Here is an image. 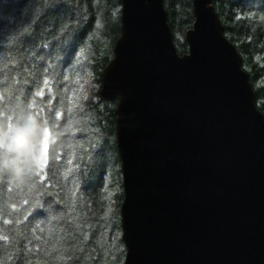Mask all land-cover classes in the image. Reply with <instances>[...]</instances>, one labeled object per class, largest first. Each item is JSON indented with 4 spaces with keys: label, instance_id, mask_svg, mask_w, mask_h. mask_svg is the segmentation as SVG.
<instances>
[{
    "label": "water",
    "instance_id": "95a60500",
    "mask_svg": "<svg viewBox=\"0 0 264 264\" xmlns=\"http://www.w3.org/2000/svg\"><path fill=\"white\" fill-rule=\"evenodd\" d=\"M191 1L179 55L164 0H120L100 94L117 99L123 264H264V116L214 0Z\"/></svg>",
    "mask_w": 264,
    "mask_h": 264
},
{
    "label": "snow or ice",
    "instance_id": "6c2138e0",
    "mask_svg": "<svg viewBox=\"0 0 264 264\" xmlns=\"http://www.w3.org/2000/svg\"><path fill=\"white\" fill-rule=\"evenodd\" d=\"M248 2L264 10V0ZM75 11L71 0H0V102L9 98L17 121L16 126L10 123L0 133V173L10 175L9 183L15 181L29 197L18 198L11 205L13 212L28 206L23 218L2 221L3 225L16 226L17 243L6 257H0V264H97L100 258L93 240L98 229L106 230V225L96 220L84 193L94 166L104 161L108 141L101 142L100 132L80 107L79 96L73 98L82 84L72 94L58 99H66L69 114L77 110L81 114L79 121L64 122V129L74 130L78 135L73 139L84 143H67L68 137L65 131H58L57 123L64 117L63 104L45 95L47 89L51 96L52 84H62L69 75L79 76L85 70L81 52L76 51L78 33L68 23L76 19ZM6 16L12 19L6 20ZM38 69H43L42 86ZM34 85L38 90L32 93ZM30 94L47 99L50 107L32 111ZM25 125L29 133L37 129L35 138L24 141L21 154L10 156L4 151L7 132ZM59 137L63 139L57 144ZM72 147L80 149L79 158L70 151ZM8 241L9 237L0 231V243Z\"/></svg>",
    "mask_w": 264,
    "mask_h": 264
},
{
    "label": "trees",
    "instance_id": "16d2710c",
    "mask_svg": "<svg viewBox=\"0 0 264 264\" xmlns=\"http://www.w3.org/2000/svg\"><path fill=\"white\" fill-rule=\"evenodd\" d=\"M213 6L223 26L224 36L241 58L242 69L248 74L255 95L256 107L264 116V19H261L264 17V10L261 9V5L250 4L248 0H214ZM3 7L7 8L8 5L4 4ZM71 7L76 9L73 13L76 19L68 23L72 24L78 33L79 43L76 51L81 52L80 59L85 70L79 76L69 75V80L62 84H52L51 96L48 95L47 89L45 95L47 99H52L58 105L63 104L64 117L57 123L58 131H65L68 137L67 143L70 146L84 143L73 139L78 135L74 130L64 129V122L71 119L79 121L81 114L78 110L69 114L66 111L68 106L66 99H58V96L66 97L81 84L83 85L73 98L75 100L76 96H79L80 107L84 109V114L90 117L92 126L100 132L101 142L105 139L108 141L105 145L104 161L99 166H94L91 180L84 193L85 199L92 205L96 220L106 225V230L98 229L93 240L100 255L97 264H123L126 249L121 237L120 207L124 193L115 136L117 99L107 100L100 94L102 71L112 59L113 47L120 35L121 2L120 0H71ZM164 9L174 45L178 54L182 55L187 52L184 34L192 27L194 20L192 1L164 0ZM12 11L15 12V9ZM5 19L11 20L12 17L6 16ZM37 72L40 74L39 85L42 86L43 69H38ZM61 80L63 81V77ZM73 80L78 83H73ZM37 90V86L34 85L32 93ZM85 96L87 99H84ZM47 99L30 94L29 101L33 102L32 111L50 107L47 105ZM9 117L13 118L9 120ZM10 123L13 126L17 125L11 111V101L5 97V100L0 102V133L6 131ZM60 139L63 137L57 139V144ZM70 151H74L79 158L81 153L78 147H72ZM11 180L10 175L0 173V231L9 237L8 243H0V257H6L12 250V245L17 243L14 235L16 226L3 225V219L23 218L28 207L24 206V209H18L16 212L11 210V205L16 203L18 198H29L25 194L26 190L22 192L15 181L9 183ZM9 187L13 189L12 192L7 191ZM80 194L78 192V195ZM5 264L11 262L6 261Z\"/></svg>",
    "mask_w": 264,
    "mask_h": 264
},
{
    "label": "clouds",
    "instance_id": "9594fccd",
    "mask_svg": "<svg viewBox=\"0 0 264 264\" xmlns=\"http://www.w3.org/2000/svg\"><path fill=\"white\" fill-rule=\"evenodd\" d=\"M37 129L34 127L32 132H28V126H19L11 132H7L4 143V151L10 156L21 154L25 148L24 141L35 138ZM7 168V166H6Z\"/></svg>",
    "mask_w": 264,
    "mask_h": 264
}]
</instances>
